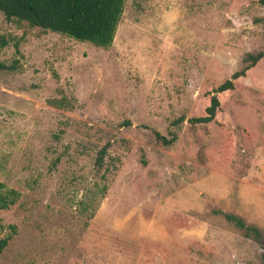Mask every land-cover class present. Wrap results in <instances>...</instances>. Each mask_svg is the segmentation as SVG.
Here are the masks:
<instances>
[{
  "label": "rangeland",
  "instance_id": "374dc122",
  "mask_svg": "<svg viewBox=\"0 0 264 264\" xmlns=\"http://www.w3.org/2000/svg\"><path fill=\"white\" fill-rule=\"evenodd\" d=\"M0 35V61L21 63L0 72V190L19 193L0 264H264V59L217 122H188L264 51L258 0H126L109 48L1 11Z\"/></svg>",
  "mask_w": 264,
  "mask_h": 264
},
{
  "label": "trees",
  "instance_id": "16d2710c",
  "mask_svg": "<svg viewBox=\"0 0 264 264\" xmlns=\"http://www.w3.org/2000/svg\"><path fill=\"white\" fill-rule=\"evenodd\" d=\"M258 2L264 7V0H258ZM125 3L126 0H0V11L9 21L25 22L31 27L109 48L114 43L118 26L125 11ZM6 45H8V40L0 35V50ZM263 59V50L247 52L242 58V67L235 71L231 78L210 90L204 113L189 118L188 122L192 126L217 122L224 97L236 88L237 80L246 76ZM20 65L19 58L13 59L10 63L0 61V72L18 70ZM58 104L62 105V102ZM185 120L186 116L181 115L171 122V127H176ZM155 134L165 146L172 145L178 138L176 131H171V137L158 130L155 131ZM110 146L111 142L109 141L99 150L96 160L98 166L103 165ZM231 152L229 148L225 151L227 160H231ZM57 161L58 158L55 160V164ZM4 187L5 185L0 183V188ZM106 189V186L102 187L103 192ZM18 195L19 193L15 189H8L7 192L0 190V207L8 208L10 204L16 202ZM216 212L223 215L228 222H233L239 228L245 229L247 236H253L255 239L262 236V232L256 226L247 224L242 216L222 210H216ZM11 238V235L0 238V252L8 245Z\"/></svg>",
  "mask_w": 264,
  "mask_h": 264
}]
</instances>
